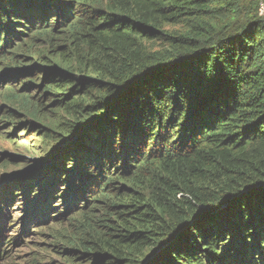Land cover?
<instances>
[{
  "label": "trees",
  "instance_id": "obj_1",
  "mask_svg": "<svg viewBox=\"0 0 264 264\" xmlns=\"http://www.w3.org/2000/svg\"><path fill=\"white\" fill-rule=\"evenodd\" d=\"M169 24L185 29L166 31ZM38 39L86 75L56 71L71 87L46 86L74 117L48 137L58 142L97 122L57 161L68 165L69 206L50 223L78 210L71 233L59 236L69 252L91 264H237L239 254L264 264V15L256 3L0 0V59L26 72L45 68L32 63L44 58L31 50ZM161 39L168 48L153 50ZM4 66L0 76L10 78L24 68ZM84 89L101 94L77 95ZM28 98L11 91L4 99L24 109ZM117 169L123 185L109 175Z\"/></svg>",
  "mask_w": 264,
  "mask_h": 264
},
{
  "label": "rangeland",
  "instance_id": "obj_2",
  "mask_svg": "<svg viewBox=\"0 0 264 264\" xmlns=\"http://www.w3.org/2000/svg\"><path fill=\"white\" fill-rule=\"evenodd\" d=\"M243 1L256 3L260 13L264 15V0ZM164 29L182 32L185 28L183 24H169ZM45 44V40L38 39L32 42L31 47L36 55L44 50V58L35 59L33 56L32 63L46 65L45 68L39 66L38 70L28 69L26 72L23 66L26 64L20 66V64L9 62L6 57L2 58L4 60L0 59V71L5 68V63L20 66L19 68L24 67L16 76L17 78H10V75L4 74L0 76L2 78L0 79V236L2 237L0 264H91L92 258L89 255L88 257L82 254L81 250L69 252L67 243L59 238L61 233H71L69 232V224L72 223L70 220L79 215V213L76 214L78 210L75 211L72 208L73 213L65 220L56 224L50 223L52 216L62 215L67 210L69 195L64 192L68 191V185L71 182L67 183L69 181L66 175L68 165L61 168L57 162L65 155V151L69 150L63 151L66 145L60 146L66 138L56 142L48 137V134L53 129L57 130L61 122L73 120L74 117L54 103L46 89V86L51 84L58 86L62 84L63 88L71 87V84L66 83V78L57 77L60 75L58 72L67 77L73 75L74 78L86 75L69 70L70 68L56 62L55 59L60 57L59 52H54L55 55H53L54 53L52 54ZM150 47L160 52L168 48L162 39L151 41ZM11 91L29 97L30 102H27V107L24 105V109L34 111V117L28 116L24 109H18L14 103L4 99ZM49 92L52 91L49 90ZM100 94L97 89L87 91L84 89L77 95L89 98L99 97ZM73 98L75 96L70 100ZM35 115L38 117L35 118ZM114 153L108 156L117 158L119 154ZM73 161L70 159L69 163ZM55 168L65 170L63 173L59 170L55 173L53 171ZM118 171L119 169L116 172L108 170L109 175L114 174V184L123 185V180L116 177ZM25 191L28 194H25ZM48 203L55 206L50 208ZM36 218L40 221L34 222ZM41 222L44 226L40 225ZM62 246L66 249L61 250ZM237 256L233 260L237 264H244L240 254ZM256 257L259 255L254 252L252 258Z\"/></svg>",
  "mask_w": 264,
  "mask_h": 264
},
{
  "label": "water",
  "instance_id": "obj_3",
  "mask_svg": "<svg viewBox=\"0 0 264 264\" xmlns=\"http://www.w3.org/2000/svg\"><path fill=\"white\" fill-rule=\"evenodd\" d=\"M95 123H97L96 121H94V122H90V123H87V124H84V125H81L80 127H79V129L72 135V136H70V137H67L66 139H64L63 140V144L61 145L60 144V146H70V145H72V143L74 142V140L76 139V137L78 136V134H80L81 133V131L82 130H84V129H86V128H88V127H91V126H94L95 125ZM59 146V147H60ZM65 146V147H66ZM62 148V147H61ZM61 148H59V149H61ZM7 179H5V181H6ZM201 217H196V218H194L193 219V221H196V220H198V219H200Z\"/></svg>",
  "mask_w": 264,
  "mask_h": 264
},
{
  "label": "clouds",
  "instance_id": "obj_4",
  "mask_svg": "<svg viewBox=\"0 0 264 264\" xmlns=\"http://www.w3.org/2000/svg\"><path fill=\"white\" fill-rule=\"evenodd\" d=\"M24 188V187H23ZM25 194H28V192L27 191H25ZM16 218H18V217H16ZM35 218V217H34ZM37 220H38V218H36V219H34L33 221L34 222H37ZM41 225V224H40ZM0 238H2L1 236H0Z\"/></svg>",
  "mask_w": 264,
  "mask_h": 264
},
{
  "label": "bare ground",
  "instance_id": "obj_5",
  "mask_svg": "<svg viewBox=\"0 0 264 264\" xmlns=\"http://www.w3.org/2000/svg\"><path fill=\"white\" fill-rule=\"evenodd\" d=\"M7 183V182H6Z\"/></svg>",
  "mask_w": 264,
  "mask_h": 264
}]
</instances>
